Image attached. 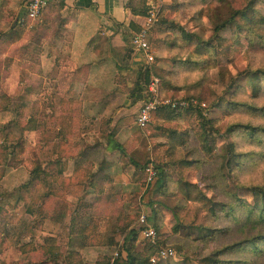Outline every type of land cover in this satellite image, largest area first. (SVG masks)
Wrapping results in <instances>:
<instances>
[{
	"label": "rangeland",
	"instance_id": "obj_1",
	"mask_svg": "<svg viewBox=\"0 0 264 264\" xmlns=\"http://www.w3.org/2000/svg\"><path fill=\"white\" fill-rule=\"evenodd\" d=\"M28 1L0 0V109L10 106L22 126L29 123L36 129L24 132L19 146L11 141L0 146V264H41L48 259L49 264H113L131 231L134 251L147 259L146 264H207L205 259L264 264V257L249 249L227 257L215 254L261 234L263 228L251 224L234 234L242 222L215 218L211 202L226 192H239L253 203L250 194L237 187L264 184V145L242 130L226 132L235 125L264 127V116L225 105L247 100L250 84L245 73L264 69V38L251 43L233 26L213 32L214 16L227 18L246 0L145 2L155 16L148 33L152 79L160 80L168 98L203 104V117L216 121L211 126L220 135L214 142L217 149L234 143L236 153L242 154L221 170L219 160H204L197 150L201 121L196 114L170 123L153 119L146 129L136 126L141 102L133 103L128 92L145 64L130 73L111 67L105 74L94 71L93 77H100L87 83L84 70L68 66L67 51L48 46L51 33L46 37L38 27L42 14L28 20ZM259 8L264 11V4ZM162 19L165 25L158 22ZM171 22L175 30L168 29ZM38 45L43 47L39 66ZM198 46L201 55L196 56ZM47 54L55 58L56 67L51 66L53 60L47 62ZM192 60L199 65L187 64ZM256 103L263 105L264 96ZM155 123L162 131L154 129ZM173 130L185 137L183 146L179 135L168 137ZM257 137L264 141L263 135ZM35 161L47 172L53 161H59L53 171L63 165L52 195L51 185L43 181L22 187ZM178 161H190V166L179 167ZM158 164L166 183L152 191ZM147 168L155 174L151 180ZM184 183L197 185L210 201L187 202ZM141 216L156 230V245L141 236ZM216 229L228 231L218 237ZM211 230L214 238L208 240ZM167 248L175 252L174 258H161Z\"/></svg>",
	"mask_w": 264,
	"mask_h": 264
},
{
	"label": "trees",
	"instance_id": "obj_2",
	"mask_svg": "<svg viewBox=\"0 0 264 264\" xmlns=\"http://www.w3.org/2000/svg\"><path fill=\"white\" fill-rule=\"evenodd\" d=\"M145 2L146 0H132L127 3L126 8L130 9L134 15L145 18L147 16V7ZM261 4H264V0H246V5L242 9H232L227 18H220L214 16L213 17L214 34L217 35L220 31H223L229 28L230 26H233L237 32L244 33L245 35H247L250 38L251 43L257 40H262L264 38V11L263 9L259 8ZM56 11L54 13V17L57 14ZM164 20L162 19L158 22L162 25H165L164 23L166 21ZM52 23L57 29L59 25L58 20H54V21L52 20ZM170 24L171 25L168 26L169 30H175L177 28L175 25H173L174 23L171 22ZM38 27L40 28V31H42V23L39 22ZM131 27L133 29L132 31L134 34L140 31V27L136 25L135 26L133 25ZM44 31L46 32V30ZM51 31L52 34L50 39L52 41L53 39L52 35L54 30ZM47 33L48 32H46V37L48 35ZM185 37L187 38L186 35ZM187 40H190V38H187ZM39 42L41 44V38H39ZM52 42H49L48 46L52 45ZM200 51L201 49L198 46L196 47L194 54L196 56H199L201 55ZM42 55H43V47L38 45V52H37L38 66L40 65V59ZM176 62H178V64H184L181 63V61H176ZM187 64L195 67L199 65V62L197 60L196 61L192 60V61H187ZM148 65L149 64H145L138 79L132 84L130 91L128 92V95L132 99L133 103H137V102L142 103L149 100L148 87L153 81V79L151 74V68ZM118 71L120 73H123L121 69H118ZM245 75L248 78L250 84V91H249L250 93L248 94L247 100H244V102L242 103L237 101L235 102L227 101L225 102V105L227 106V108H232V110L242 109L245 112H248L254 116H260V117L264 116V104L258 105L256 103V101L261 96H264V69H254V70L251 69L247 71ZM243 90L247 91V89L244 88ZM158 93L160 98L169 99L172 101L179 100V98L166 97L163 90V86L159 79H158ZM243 93H245L246 95V92ZM220 103L221 100L219 104ZM202 110L203 109L200 106L188 108V109L159 108L152 113L151 117L152 120L153 119L155 120L154 122H158V119H160L164 123L165 122L170 123L172 121L183 120V118L186 115L196 114L197 119L201 121L200 134L196 137V139L199 141V148L197 150L202 154L204 160H207L210 157L212 158V156H214L215 159L219 160L220 161L219 170H221L223 166H229L231 162H237V160L241 158L242 154L236 153L235 151L236 144L234 143L225 144L222 147V149L220 150L217 149L214 142L216 141L215 138L217 137V134H218V138L220 135L216 130L213 129V126H211L213 125V123H216V121L205 119L202 115ZM161 127L162 125L160 126L156 125L154 129L158 131H162L160 129ZM35 130L36 129L33 126H29V123L25 124V126L24 125L22 126L21 120L17 118L16 111L13 110L10 106L0 109V146L8 141H11V143L14 146L15 145L19 146L21 143L23 144L22 136L24 132L35 131ZM235 130H242L246 137L250 138L254 142L264 145V141L261 138L257 137L262 135L264 136L263 126H254L251 124L235 125L233 127H228L226 132H228L231 135L233 132H235ZM163 132L165 133L166 131ZM175 135H179V146L180 145L183 146L186 142L184 141L185 137L182 139V135L176 133L175 130L169 131L168 137L171 140H174L173 136ZM169 144L171 143H167L166 145ZM23 146H21V150L23 149ZM115 147L118 148V145H115ZM224 162H226V165H224ZM177 165L179 167H188L190 166V161H178ZM56 166H59V161H53L51 163L50 170L47 172L45 169H42L41 166L35 161V166L30 173V178L28 182L24 184L22 187L27 188L29 186L30 187L35 185L37 186V184H39L40 181H43L45 184L51 185V187L48 189L49 190L48 195H52V185L57 180L56 178L61 176L62 172L64 171L63 165L60 166L58 169H55V171H53V168ZM156 170H157L156 174L158 178L154 183L152 191L162 190L164 184L166 183V175L164 173L163 166L158 164ZM184 187H185L184 188L185 200L187 202L196 203L202 200H208V202L210 201V199H208L202 193V191L199 189L197 185L184 183ZM237 189H241L248 192L251 198L253 199V203H250L246 199L239 197L238 195L239 192H234V193L226 192L225 197H221L216 201H211L212 206L214 207L212 212L213 216L215 218L226 219L230 222L231 220L242 222L240 225H236L238 226V229L235 231L234 234H236L239 231V229L243 233V230H245L246 228L242 229V227H246L251 224L252 225L254 224L253 226H259L263 228V231L261 234H258L257 236L244 237L243 240L235 241V243L223 247L215 254H217L218 257H222V256L227 257L233 254L239 255L241 253V250L249 249L250 251L253 250L255 254L261 256L260 258H262L264 257V248L258 247V244L260 246L261 244H264V184L251 185L248 187L238 186ZM209 230H210L209 228H204V231L206 232H208ZM211 231L213 232V230ZM227 231L228 229L215 230V232L219 233L218 237L226 235ZM212 232L208 237H206L208 238V240H212L214 238L213 237L214 232L213 233ZM130 234L132 235H129L130 236L129 241L131 240L133 241L135 234L133 231H131ZM127 242L125 240V242L123 243V247L118 252L116 257L117 259L114 260L113 264H146L147 259L145 257H142L140 253L134 251L133 242L130 243L129 245ZM51 261L54 262V260ZM205 261L207 264H245V261L240 259L235 261H228L225 259L223 260L205 259ZM46 262L43 263L49 264Z\"/></svg>",
	"mask_w": 264,
	"mask_h": 264
},
{
	"label": "crops",
	"instance_id": "obj_3",
	"mask_svg": "<svg viewBox=\"0 0 264 264\" xmlns=\"http://www.w3.org/2000/svg\"><path fill=\"white\" fill-rule=\"evenodd\" d=\"M16 1L11 0L13 4ZM130 1L47 0L39 22L44 33L49 31L52 34L51 30H54L52 50L67 51L65 59L68 66L84 70L87 83L93 84L100 77L96 75L95 79L92 75L94 71L105 74L106 69L111 67L130 73V69L133 72L138 66L146 64L143 55L134 49L130 41L137 34L133 33L131 26L136 25L141 30L147 16H136L126 8ZM55 11L57 14L54 17ZM52 20H58L57 29ZM130 44L133 53L130 52ZM51 60V66L56 67L55 58L47 57V62Z\"/></svg>",
	"mask_w": 264,
	"mask_h": 264
},
{
	"label": "built area",
	"instance_id": "obj_4",
	"mask_svg": "<svg viewBox=\"0 0 264 264\" xmlns=\"http://www.w3.org/2000/svg\"><path fill=\"white\" fill-rule=\"evenodd\" d=\"M47 5V0H29L26 7V17L28 20L34 21L40 17L43 9ZM155 16L153 11L149 10L147 17L144 19L143 26L141 30L132 38V45L134 49L140 52L146 64H150L154 58L151 55L150 46L148 43V33L153 25ZM149 100L142 102L136 112L135 124L139 129H145L152 121V113L159 108H193L200 106L204 108V105L197 103L195 100H181V101H172L169 99L160 98L158 93V79H153L151 84L148 87ZM146 171L149 175V180L154 177V172L151 168H147ZM139 232L142 237L150 242L151 245H156L157 232L152 228L144 216L139 218ZM162 259H169L175 257V252L171 248L163 249L160 252ZM153 262L154 260H150Z\"/></svg>",
	"mask_w": 264,
	"mask_h": 264
}]
</instances>
